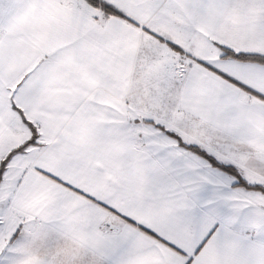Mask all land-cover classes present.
<instances>
[{"label": "snow or ice", "instance_id": "obj_1", "mask_svg": "<svg viewBox=\"0 0 264 264\" xmlns=\"http://www.w3.org/2000/svg\"><path fill=\"white\" fill-rule=\"evenodd\" d=\"M0 264H264V0H0Z\"/></svg>", "mask_w": 264, "mask_h": 264}]
</instances>
